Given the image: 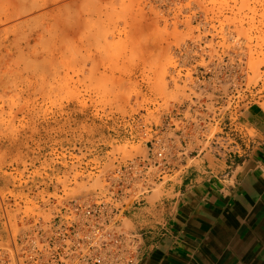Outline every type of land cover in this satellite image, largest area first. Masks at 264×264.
<instances>
[{"label":"rangeland","instance_id":"obj_1","mask_svg":"<svg viewBox=\"0 0 264 264\" xmlns=\"http://www.w3.org/2000/svg\"><path fill=\"white\" fill-rule=\"evenodd\" d=\"M43 1L0 0V244L6 220L102 190L170 120L188 138L218 97L264 106V0Z\"/></svg>","mask_w":264,"mask_h":264},{"label":"built area","instance_id":"obj_2","mask_svg":"<svg viewBox=\"0 0 264 264\" xmlns=\"http://www.w3.org/2000/svg\"><path fill=\"white\" fill-rule=\"evenodd\" d=\"M218 78L221 93L227 79ZM219 99L213 128L192 123L186 126L188 138H182L184 130L170 120L157 128L147 156L107 173L105 187L95 195L69 200L50 219L27 221L20 231L6 220L8 243L0 244V264H137L143 230L134 225L129 210L146 202L157 185L172 182L187 156L208 151L232 164L245 152L237 124L245 105L234 98L232 108L224 109L227 103L221 106ZM213 113L205 121L213 122Z\"/></svg>","mask_w":264,"mask_h":264},{"label":"crops","instance_id":"obj_3","mask_svg":"<svg viewBox=\"0 0 264 264\" xmlns=\"http://www.w3.org/2000/svg\"><path fill=\"white\" fill-rule=\"evenodd\" d=\"M237 124L246 149L234 163L187 156L157 201L129 210L143 230L137 264H264L261 102L243 106Z\"/></svg>","mask_w":264,"mask_h":264},{"label":"bare ground","instance_id":"obj_4","mask_svg":"<svg viewBox=\"0 0 264 264\" xmlns=\"http://www.w3.org/2000/svg\"><path fill=\"white\" fill-rule=\"evenodd\" d=\"M25 1H26V0H25ZM45 1H47V0H44L43 3H44ZM48 1L52 2V0H48ZM48 1H47V3H49ZM53 1H54V0H53ZM23 2H24V1H23ZM28 3H29V0H28ZM28 3H27V5H28ZM25 4H26V3H25ZM40 4H41V3H40ZM40 4H39V5H38V4H37V5L35 4L34 6H41V5H43V4H41V5H40ZM44 4H45V3H44ZM30 6H31L32 8L29 7V6H27L28 12L30 11L29 8H30V9H33V6H32V5H30ZM28 7H29V8H28ZM12 8H13V7H12ZM19 8H20V7H19ZM34 8H35V7H34ZM16 9H17V8H16ZM14 10H15V8H14ZM9 11H11V9H10ZM25 11H26V6H25V8H23V9L21 8V10H19V11H17V12L20 13V14H18V15H21V13H23V12H25ZM2 14H3V13H2ZM5 14H6V12H5ZM7 14H8V13H7ZM23 14H24V13H23ZM11 15H12V14H11ZM13 15H14V13H13ZM13 15H12V16H13ZM18 15H17V16H18ZM5 16H6V15H5ZM9 17H10V16H9ZM4 18H7V19H5V21H6V20H9L8 17H4ZM10 19H12V18H10ZM23 21H24V20H23ZM26 22H27V21H26Z\"/></svg>","mask_w":264,"mask_h":264}]
</instances>
